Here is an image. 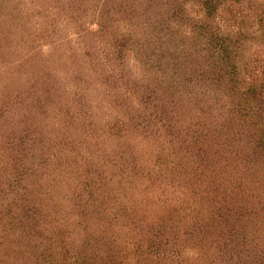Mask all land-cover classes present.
Wrapping results in <instances>:
<instances>
[{
  "label": "trees",
  "instance_id": "trees-1",
  "mask_svg": "<svg viewBox=\"0 0 264 264\" xmlns=\"http://www.w3.org/2000/svg\"><path fill=\"white\" fill-rule=\"evenodd\" d=\"M50 1L53 24L64 21L67 5L79 10L95 2ZM120 1L116 18L96 24L101 33L112 27L111 48L100 41L104 49L85 55L117 61L129 52L145 75L124 96L141 99L149 119L106 120V113L100 120H73L75 109L61 121L62 108L33 125L27 114L0 120V168L16 180L34 181L27 170L34 152L43 154L34 193L19 182L22 192L9 185L7 196L0 195V202L11 197L13 207L0 215V264H264V0H227L234 23L221 38L214 26L219 0ZM76 20L70 15L65 23ZM159 26L160 37L172 39L159 49L157 41L144 57L152 51L149 41L134 47L130 40L138 33L148 40L147 32ZM203 35L220 40L217 47L209 41L211 54L196 46ZM151 62L158 66L150 68ZM212 70L213 79L236 84L230 122L219 129L214 120H203L213 100L207 88ZM46 91L27 96L29 107ZM193 112L197 120H185ZM159 124L171 139L161 147L155 140ZM30 127L38 133L33 142L23 132Z\"/></svg>",
  "mask_w": 264,
  "mask_h": 264
},
{
  "label": "rangeland",
  "instance_id": "rangeland-1",
  "mask_svg": "<svg viewBox=\"0 0 264 264\" xmlns=\"http://www.w3.org/2000/svg\"><path fill=\"white\" fill-rule=\"evenodd\" d=\"M51 3L53 1L50 0H0V50L2 49L0 53V120H22L27 114L30 118V121H28L30 122L29 125H33L38 123L37 121L39 120H48L49 115L51 117L57 115L62 108H65L60 111L62 115L57 117L61 121L65 120L66 114L74 113L75 109H77L78 115L75 114L73 120H100V118H103L102 114L106 113L108 114H106L105 119L109 116L117 117L119 115L121 120H135L137 115H145L146 111L144 108L147 106H141V99H129L124 96V92H127L128 88L133 84H137L135 82L144 81L143 75H145V69L135 66L133 57L129 54L128 49V54H124L120 57L121 59L115 57L117 61L112 60L111 55L108 56L107 60H102L101 58L95 60L94 56L85 55L89 50L95 53L99 49H104L102 41L108 43L107 49L111 48L112 39L109 38L112 36L110 31L112 27L110 25V30L105 28V33L99 32V28L96 25L98 23L97 19H113L115 14L119 12L121 1L109 0L104 5V0H101V4H98V0H95L93 2L95 5L92 3L91 6L88 2L87 4L83 3L79 10L75 5L74 7L69 4L67 5V11H72V13L64 11V21H58L55 24L51 21L53 12ZM190 8L194 12L196 11L192 7ZM231 9L233 8H229L227 0H219L216 3L215 10L218 18L217 16L214 18V26L222 31L223 34H219L220 38L223 35L227 37L229 30H232L231 25L234 22L230 18L235 12L233 14L230 13L232 12ZM235 10L237 12V7ZM6 11L9 12L7 15H5ZM68 15L73 16L77 20L66 24L65 21L67 22ZM117 18L121 20L114 19L116 20L114 23L119 26L122 17ZM25 20L28 22L25 23ZM24 28L26 30H23ZM135 29H138V27ZM160 29L161 27L159 26V28H154L152 32H147L146 38L148 40L140 39L141 34L138 33L130 41H135L134 47H137L138 40L139 43L149 41L152 51H146L144 57L151 56V53L156 48L157 41H160V46H157V49H159L164 47L162 41L165 42L172 39L170 38L171 34H169V37H160V32L162 31ZM120 30L123 32V28H120ZM78 31L83 32L86 36L79 37ZM107 34L108 36H106ZM157 34H159V37ZM211 40H216L215 44L217 47V41H220L218 38L212 36L207 41V37L204 35L199 39L196 46L199 48L201 45L206 51L212 50L213 44L211 45L209 42ZM211 50H209V54L213 52ZM216 53L222 56L219 50ZM98 61H101L105 66L103 70L98 65ZM214 62L215 56L209 60V64H214ZM152 65L158 66L157 62H151L149 67L152 68ZM96 66L98 67L95 68ZM149 73L151 72L148 71ZM213 73L214 71L212 70L211 76H209L211 80L207 86L211 94L209 98H213V100L210 99L211 102L208 104L209 112L207 115L205 114L206 117L203 120H214L217 129H219V127H224V123L229 124L230 122V114L233 113L234 105L229 97L235 96L233 94L230 95V92L236 89V84L228 83L225 86L222 78L221 81L217 76L213 79ZM155 74L156 72L154 71L151 76ZM159 87L160 91L164 89L161 86ZM46 90L50 94L46 93L43 95L42 102L38 99L39 102L34 105L30 104L29 107L26 97L32 95V98L29 96L30 99H36L41 93L47 92ZM52 93L53 96L50 97ZM161 96L165 98V95L162 94ZM214 100L220 101L215 102ZM161 103L166 107L167 99ZM192 114L185 120H197L195 112ZM145 116H147L145 120H148V115ZM90 117L93 119H90ZM144 118L140 117L138 121L142 124L141 126L146 128L147 123ZM158 121L160 122L161 120ZM72 125L75 126V123L72 122ZM50 128L51 125L47 127V129ZM35 130V127L23 129V132H27L31 142L38 140V133ZM155 136L156 143L160 144V147L163 143L171 142L166 127H162L161 124L157 128ZM42 155V152H34L31 159L34 160L31 165L32 171L27 170V173H34V181L27 180L25 177L23 181L22 178H17L16 180L13 173L1 167L0 195L2 197L7 196V194L3 193V190L8 188L9 185L16 186L18 193L22 192L19 185L21 183L19 182H23L24 187L29 188L26 190L34 193L36 191L34 187L37 188L39 184L37 182L38 179H42L40 177L41 171H36L40 170L36 164L40 162L39 158ZM149 156L152 157L153 154ZM160 161L164 162L161 159ZM44 168L47 169V167ZM10 198L8 197L0 202V215L3 218L8 216L7 212L13 209L11 201H9ZM5 201L6 203H4ZM6 204H10L11 207L6 208ZM224 215L225 220H227L226 213ZM228 223L229 221H225L223 226L228 227ZM224 229L226 230L225 227Z\"/></svg>",
  "mask_w": 264,
  "mask_h": 264
}]
</instances>
